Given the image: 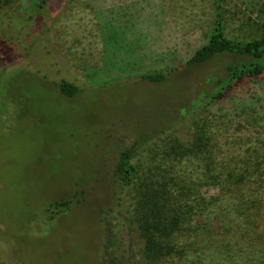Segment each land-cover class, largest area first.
Here are the masks:
<instances>
[{
	"label": "rangeland",
	"instance_id": "374dc122",
	"mask_svg": "<svg viewBox=\"0 0 264 264\" xmlns=\"http://www.w3.org/2000/svg\"><path fill=\"white\" fill-rule=\"evenodd\" d=\"M32 2L0 7V264H107L101 244L120 238L117 232L109 235L107 226L129 228L127 244L134 251L141 243L129 224L130 190L120 187L114 199L107 181L117 144L170 123L159 113L178 110L197 82L177 76L162 88L139 75L179 67L205 42L213 0H49L25 24ZM263 3L224 0L226 30L257 34ZM60 79L78 85L79 94L61 95L51 84ZM196 128L215 143L210 153L221 165L214 171L254 169L250 186L262 197L264 73L236 82L206 108H192L161 135L186 143ZM161 141L153 140L152 152ZM147 153V146L140 149V165ZM208 168L194 156L175 160L178 185L193 182L192 196L206 200L189 234L205 253V264H238L222 252L224 244L263 246L264 199L262 207L248 210L246 187L213 186L205 178ZM83 187L88 190L83 201L49 208Z\"/></svg>",
	"mask_w": 264,
	"mask_h": 264
},
{
	"label": "trees",
	"instance_id": "16d2710c",
	"mask_svg": "<svg viewBox=\"0 0 264 264\" xmlns=\"http://www.w3.org/2000/svg\"><path fill=\"white\" fill-rule=\"evenodd\" d=\"M48 1L33 0L30 9L32 13H29L25 24L32 20ZM237 1L242 4V0ZM223 2L224 0H213L212 19L205 42L193 50L179 67L153 69L139 75V79L145 84H159L162 88H167L166 83L177 76L197 78V82L194 83V92L179 105L178 110L169 107L163 108L159 113L160 120L171 118L170 123L150 133L127 135L120 138L117 144V152L110 161L107 181L111 185L114 199L120 187L130 190L128 221L132 230L138 232L141 243L134 251L127 244L129 228H125L121 223L107 226L109 235L111 232L120 235L116 240L108 237L106 239L108 242L101 244V250L107 257V264H205V253L199 251L201 246H193L189 231L193 229L191 224L193 215L204 213L206 210V200L203 196L198 198L192 196L194 193L192 187L195 188L193 182L192 187L188 183L178 185V175L176 176L174 170L177 158L194 156L206 160L210 168L206 170L205 178L211 185L217 187L231 183L236 188L246 187L248 210L262 207L260 202L262 198L264 199V194L262 197L257 196L258 190L250 186L254 182L252 176L256 171L253 169L239 174L214 171L216 166L221 165V160L210 153L215 143L201 128H196L191 140L186 143H182L175 136L166 139L161 135L174 124L175 119L182 118L192 108H206L221 99L236 82L264 73V3L261 31L253 36L244 37L226 30ZM12 3L20 6L21 0H0V7ZM51 84L61 95L67 97L80 92L78 85L66 79L51 81ZM160 138H162L158 146L160 151L152 152L150 146L153 140ZM145 146L148 147V153L144 157L145 164L143 161L140 165L136 156ZM87 193L85 187L74 189L66 197L52 201L49 208H68L71 204L83 201ZM210 197L215 201L219 199L215 194ZM104 210L101 209L100 214ZM200 219L198 218V222ZM215 220L223 223L219 217ZM224 245L225 249L222 252L228 259L234 258L233 263L250 264L256 258L264 260V244L262 247L257 243L243 245L238 242H228Z\"/></svg>",
	"mask_w": 264,
	"mask_h": 264
}]
</instances>
